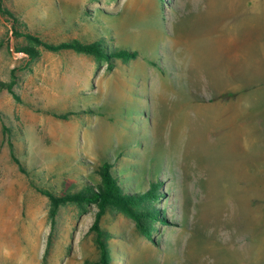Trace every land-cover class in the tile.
I'll use <instances>...</instances> for the list:
<instances>
[{
    "label": "rangeland",
    "instance_id": "374dc122",
    "mask_svg": "<svg viewBox=\"0 0 264 264\" xmlns=\"http://www.w3.org/2000/svg\"><path fill=\"white\" fill-rule=\"evenodd\" d=\"M0 3L46 43L139 53L109 69L0 13V82L18 96L0 91V264H99L97 206L61 207L52 229L39 189L96 184L105 162L126 192L159 183L166 218L151 241L110 208V264H264V0Z\"/></svg>",
    "mask_w": 264,
    "mask_h": 264
},
{
    "label": "trees",
    "instance_id": "16d2710c",
    "mask_svg": "<svg viewBox=\"0 0 264 264\" xmlns=\"http://www.w3.org/2000/svg\"><path fill=\"white\" fill-rule=\"evenodd\" d=\"M163 1V0H161ZM0 13L13 21L14 34L24 36L34 44L41 45L49 51H75L86 55L93 56L98 62H107L109 69L113 68L115 60L130 61L139 57L138 51L126 48L110 49L104 40L98 39L93 42H82L80 40H71L59 44H50L42 41L38 36L32 34H23L16 29L19 19L16 15L0 3ZM18 52H25L30 57H35V50L31 47L18 49ZM37 54V53H36ZM8 90L18 98L13 84L0 82V91ZM0 117L2 115L0 113ZM63 118H66L63 116ZM7 132L6 126L4 127ZM14 156V154H13ZM17 160V159H16ZM99 182L92 184L85 182L80 187L66 190L61 195H56L48 190L39 189L50 200L49 217L52 229L56 226L57 216L61 207L67 204H77L81 208L88 205H96L98 208L95 223L92 231L96 234L98 249L100 251L99 264H110L112 255L101 228V220L110 208H116L123 214L131 218L141 234L147 239L154 241L153 231L157 221L165 222L164 212L156 208L154 202L160 196L158 193L159 183H152V187L146 192L129 193L123 188L118 176L113 171V165L105 162L98 170Z\"/></svg>",
    "mask_w": 264,
    "mask_h": 264
},
{
    "label": "bare ground",
    "instance_id": "6f19581e",
    "mask_svg": "<svg viewBox=\"0 0 264 264\" xmlns=\"http://www.w3.org/2000/svg\"><path fill=\"white\" fill-rule=\"evenodd\" d=\"M208 136H209V135H208ZM196 150H197V149H196ZM196 150H195V151H196Z\"/></svg>",
    "mask_w": 264,
    "mask_h": 264
}]
</instances>
